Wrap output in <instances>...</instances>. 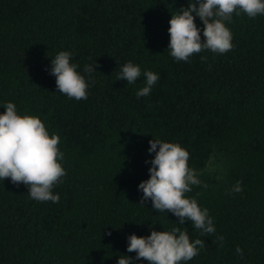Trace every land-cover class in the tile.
<instances>
[{
    "label": "trees",
    "instance_id": "1",
    "mask_svg": "<svg viewBox=\"0 0 264 264\" xmlns=\"http://www.w3.org/2000/svg\"><path fill=\"white\" fill-rule=\"evenodd\" d=\"M188 4L0 0V114L12 102L18 115L40 118L60 138L66 172L53 189L58 203L0 180V264H117L122 255L147 264L127 252L128 237L174 227L205 242L187 264H264V15L225 22L234 46L226 54L205 50L178 62L168 50L169 21ZM195 23L203 42L204 25L199 17ZM61 51L72 53L88 83L87 100L58 92L50 73ZM128 62L141 69L131 85L117 80ZM145 71L159 80L137 98ZM152 139L189 153V167L209 187L192 186L185 198L208 209L213 234L179 225L150 200L141 205ZM209 165L219 167L216 180ZM238 181L243 191L235 193Z\"/></svg>",
    "mask_w": 264,
    "mask_h": 264
},
{
    "label": "clouds",
    "instance_id": "2",
    "mask_svg": "<svg viewBox=\"0 0 264 264\" xmlns=\"http://www.w3.org/2000/svg\"><path fill=\"white\" fill-rule=\"evenodd\" d=\"M233 14H244L250 19L264 15V0H189L188 7L181 8L169 21L168 50L171 57L178 62H188L192 55L205 50L220 55L231 51L234 47L232 33L225 22H231ZM195 17H199L204 25L203 42ZM72 58L71 52H59L51 60L50 74L56 78L59 93L77 101L87 100L89 85L77 71L78 65L70 62ZM97 67L96 63L95 66L86 65L84 72L91 74ZM143 75L146 84L136 92L137 98L150 95L159 80L152 71H145ZM140 76V67L128 62L120 67L117 80H125L131 85ZM4 109L5 112L0 114V180L10 179L16 186L24 184L30 197L38 202L58 203L60 197L53 194V189L66 175L59 162L63 159L59 136H50L40 118L18 115L12 102H8ZM149 144L148 151L155 156L146 161L152 165L150 179L138 186L143 193L141 205L150 200L156 212H171L178 218L179 225L190 221L202 235L213 234L215 227L208 209H201L195 199L185 198V194L192 191V186L209 187L189 167V153L176 143L152 139ZM232 191L242 192L241 182L238 181ZM218 239L222 247L223 237ZM204 247L203 240H190L187 228L174 227L170 232L151 231L148 237L132 234L128 237L127 252H135V260L142 259L147 264H187ZM236 252L243 257L239 247ZM133 261L131 257L122 255L117 264H133Z\"/></svg>",
    "mask_w": 264,
    "mask_h": 264
},
{
    "label": "rangeland",
    "instance_id": "3",
    "mask_svg": "<svg viewBox=\"0 0 264 264\" xmlns=\"http://www.w3.org/2000/svg\"><path fill=\"white\" fill-rule=\"evenodd\" d=\"M208 169L213 173V178L216 180L219 176V167L216 165H209Z\"/></svg>",
    "mask_w": 264,
    "mask_h": 264
}]
</instances>
